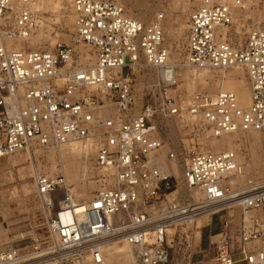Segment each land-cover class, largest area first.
I'll use <instances>...</instances> for the list:
<instances>
[{
  "label": "built area",
  "instance_id": "2783aa9c",
  "mask_svg": "<svg viewBox=\"0 0 264 264\" xmlns=\"http://www.w3.org/2000/svg\"><path fill=\"white\" fill-rule=\"evenodd\" d=\"M48 1L0 0V158L33 145L86 142L104 177L89 201H74L64 179L38 174L44 229L30 245L0 241V264H112L122 249L119 259L129 258L117 264H173L179 229L203 213L211 221L227 209L211 208L225 202L239 207L238 221L225 219L202 260L187 264H264V175L234 182L236 154L202 149L199 130L176 147L162 136L165 119L187 112L213 136L255 129L264 137V29L251 27L237 43L223 33L249 0H200L188 12L184 45V63L195 70L244 68L248 107L230 90L195 91L182 102L163 45L164 12L145 23L117 0H73L71 43L9 44L37 31ZM146 63L159 74L140 104L137 77ZM175 166L188 197L176 194Z\"/></svg>",
  "mask_w": 264,
  "mask_h": 264
},
{
  "label": "rangeland",
  "instance_id": "374dc122",
  "mask_svg": "<svg viewBox=\"0 0 264 264\" xmlns=\"http://www.w3.org/2000/svg\"><path fill=\"white\" fill-rule=\"evenodd\" d=\"M73 0H61L59 7L53 8L50 4L56 3L57 0H50L43 6L44 18L41 26L27 40L12 42L17 47L26 46L31 49H50L57 42L71 43L74 31L73 16L71 5ZM126 9L127 14L148 23L159 12L165 13L164 22V42L170 51L172 61L179 60L184 63L185 56V38L188 30V12L192 6L196 5L200 0H117ZM183 10L179 12L178 10ZM184 14L186 17H180ZM72 19V20H71ZM258 26L264 29V0H249L246 8L238 10L236 23L230 27L226 34V38L240 42L244 40L248 30ZM43 35V40L33 45L31 39L38 35ZM54 40L53 44L51 42ZM85 61V60H84ZM148 65L142 66V74L137 77V91L143 96L145 86L152 84L156 71L149 70ZM242 68V67H241ZM193 69V68H191ZM194 70V69H193ZM233 69H229L228 73ZM242 74H239V80L246 89H248V78L246 71L242 68ZM184 70L179 69V97L184 102L189 94L195 91L216 92L217 77L220 72H211L210 75H203V78L196 75V72L191 71L189 78L185 79ZM182 72V75H180ZM205 72V71H204ZM201 73V72H199ZM247 78V79H246ZM248 100V96L246 101ZM142 99L140 100V104ZM246 104L245 101L241 103ZM163 138L176 147L179 141L194 130L201 132L198 140L200 147L204 149L214 150L215 146L210 144V140H203L209 134L203 127L201 122L190 119L187 112L183 115L169 117L162 123ZM253 134H257V143ZM237 136L234 141L239 145L235 148L237 155L245 156L247 163L252 165L251 157L253 153H264V139L262 134L252 131H237ZM219 138V137H218ZM262 140V141H261ZM78 142V141H74ZM73 143V142H71ZM64 145H33L30 147L31 157L27 156V150H20L12 155L0 158V241L3 245L14 244L16 246L30 245L32 238L40 233L45 226V217L40 201L36 196L34 186V173L32 167L36 169L38 174L48 176H59L64 179V165L66 162L63 159V152L69 148V144ZM78 148L81 155L69 165L76 168L79 172L78 183L70 184V189L79 190V186L93 184L89 190V195H93L100 188L101 179L104 177V171L100 170L96 164V149L94 145L86 142H78ZM222 148L229 149L227 146ZM215 151V150H214ZM78 157V156H77ZM253 166V165H252ZM264 175V164L253 166L252 169H244V175L239 177L238 184L244 183L247 179L259 178ZM182 174H177L178 185L176 194L182 197H188L191 193L188 191L185 183L181 178ZM25 184L27 187H25ZM73 197L78 201H89L90 199L76 196ZM230 209L233 210L230 212ZM223 211L216 212L212 215L211 221L207 220L198 229L196 222L190 225H184L177 232L172 248L173 264H187L188 262L195 263L202 260L203 251L209 245L210 236L218 233L225 219L238 221L240 209L238 206ZM231 216V218H230ZM198 231L200 233H198ZM125 259L127 257L125 256Z\"/></svg>",
  "mask_w": 264,
  "mask_h": 264
},
{
  "label": "bare ground",
  "instance_id": "6f19581e",
  "mask_svg": "<svg viewBox=\"0 0 264 264\" xmlns=\"http://www.w3.org/2000/svg\"><path fill=\"white\" fill-rule=\"evenodd\" d=\"M50 0L47 2L49 3ZM61 4V0H57L56 3H51L50 5L55 8V7H59ZM73 16V15H72ZM72 20V19H71ZM73 26H74V17H73ZM223 33H224V36H225V39H226V30H223ZM43 40V35L40 34L38 35L37 37H34L31 39L30 43L35 45L37 43H39L40 41ZM54 40L51 42V44H53ZM170 52V51H169ZM85 59H90L87 54L85 55L84 57ZM92 62V61H91ZM171 66L177 68L176 69V73H177V78H178V85H179V69L182 68L184 71V75H182V72L180 75H182L185 79L189 78V73L191 71H194L196 72V75H198L199 77H201V79L203 78V75L206 73L204 71H198V70H195L193 67L185 64V63H182L180 62L179 60H174L172 61L171 58H170V55H169V58H168V62ZM145 65H149L148 63L146 64H142L141 65V69H142V66H145ZM151 67V65H149ZM193 68V69H191ZM157 74H159V71H157L155 68H153ZM233 69L231 72L228 73V71L226 72H220V75L217 77V80H216V84H217V91H220V90H230V91H233L236 93L237 95V98H238V102H239V105L242 106V107H248L249 104H250V95H251V91H250V84H249V81H248V89H246V87L243 86V84L241 83V80H239V74H242V68L240 66H236V67H233L231 68ZM244 69V68H243ZM201 72V73H199ZM219 72V71H218ZM211 72H208L206 73L205 75H210ZM215 73V72H213ZM217 73V72H216ZM247 79V78H246ZM248 96V100L246 101V98ZM243 101L246 102L245 105L241 104L243 103ZM189 117L191 120L195 121L196 120V117L189 114ZM253 132L255 133H260L262 134L261 131H258V130H255V129H252ZM207 133L209 134L207 137H205L203 140H207V139H211L210 140V144L212 146H215L216 148H214L215 151L219 152V151H226V150H229V151H233L235 154H236V150L235 148H239V145L234 141V137H236L237 135V131L234 132V133H230V134H224V135H221V136H213L211 135V133L209 131H207ZM254 138H255V143H257V134H253ZM219 137V138H218ZM262 137H263V134H262ZM264 139V137H263ZM262 141V140H261ZM78 142H73L71 144H69V148L66 152H63V159L64 161L66 162V164L64 165V175H65V178H66V183L68 186H70V184H75V183H78V180H79V172L77 171L76 168H73L72 166H70L69 164L73 163L76 159H79V155H81L80 153V150L78 148ZM227 146L229 149H225V148H222L223 146ZM202 148V147H201ZM204 149V148H202ZM23 150V149H21ZM27 150V156L28 157H31V152H30V147H27L26 148ZM205 150H209V149H205ZM214 150H210V151H214ZM20 151V150H18ZM16 151V152H18ZM14 152V153H16ZM13 153V154H14ZM12 155V154H10ZM8 156V155H7ZM78 156V157H77ZM236 157H237V160L240 164V172L235 176V179H233L234 182H239V177L243 176L244 175V169H252L253 166L255 165H259V164H264V153H259V154H256V153H253L252 157H251V161H252V165L250 166L249 163H247L246 159H245V156H241V155H237L236 154ZM82 158V157H81ZM80 158V159H81ZM180 168V167H179ZM175 172L176 174H179L181 175V170L178 169L176 166H175ZM31 171L34 173V177H36L38 175V172L36 171V169L34 167H32ZM35 183V181H34ZM35 186V190H36V183L34 184ZM93 184H89L88 186H85V185H81L79 186V190H75L74 189H71V192L72 194H74V192H76V196L77 197H81V198H87V199H91L92 198V195H89V190L92 188ZM25 187H27V185L25 184ZM193 195H195V193L193 192ZM74 201H78L77 198L74 199ZM87 201V200H86ZM220 206H225V208H231L233 206H236L233 202H225V203H222L220 205H217L215 207H212L211 210H218L217 208H219ZM215 210V211H216ZM233 210L230 209V212H232ZM258 214V213H262L261 210H254L253 211V214ZM210 219V215L207 214V213H203V214H200L198 215L194 220L190 221L187 223V225H190V224H193L196 222V228H200L205 221L209 220ZM198 233H200L198 231ZM174 238V237H173ZM172 242V240H171ZM174 242V241H173ZM172 242V244H173ZM118 251H127L126 249H122V250H118ZM116 251V252H118ZM116 252L112 253L110 258H109V262L112 263V264H117L116 262H120V263H123L124 261H127L128 260V255H123L124 258H123V261H121V259H119V257L117 256ZM125 256L127 257V259H125Z\"/></svg>",
  "mask_w": 264,
  "mask_h": 264
},
{
  "label": "crops",
  "instance_id": "0c3cea01",
  "mask_svg": "<svg viewBox=\"0 0 264 264\" xmlns=\"http://www.w3.org/2000/svg\"><path fill=\"white\" fill-rule=\"evenodd\" d=\"M178 11L181 12V13L183 12L182 9H181V10H178ZM187 16H188V14H187ZM180 17H183V18H184V17H186V16H185L184 14H181ZM184 19H185V18H184ZM185 20H186V19H185ZM209 221H210V219H209Z\"/></svg>",
  "mask_w": 264,
  "mask_h": 264
}]
</instances>
